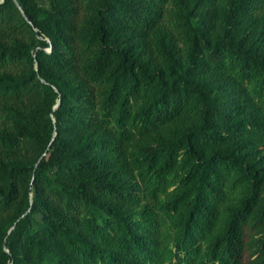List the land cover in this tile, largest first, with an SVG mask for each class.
<instances>
[{
    "label": "trees",
    "instance_id": "obj_1",
    "mask_svg": "<svg viewBox=\"0 0 264 264\" xmlns=\"http://www.w3.org/2000/svg\"><path fill=\"white\" fill-rule=\"evenodd\" d=\"M0 264H264V0H0Z\"/></svg>",
    "mask_w": 264,
    "mask_h": 264
},
{
    "label": "water",
    "instance_id": "obj_2",
    "mask_svg": "<svg viewBox=\"0 0 264 264\" xmlns=\"http://www.w3.org/2000/svg\"><path fill=\"white\" fill-rule=\"evenodd\" d=\"M17 3H18V1H17ZM18 5L20 6V4L18 3Z\"/></svg>",
    "mask_w": 264,
    "mask_h": 264
}]
</instances>
